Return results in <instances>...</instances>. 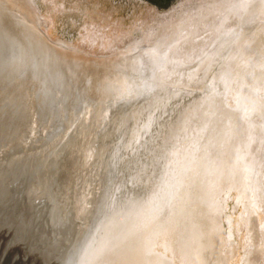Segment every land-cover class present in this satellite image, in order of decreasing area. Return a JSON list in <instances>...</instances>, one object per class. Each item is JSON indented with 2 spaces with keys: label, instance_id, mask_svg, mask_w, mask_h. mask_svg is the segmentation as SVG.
<instances>
[{
  "label": "bare ground",
  "instance_id": "obj_1",
  "mask_svg": "<svg viewBox=\"0 0 264 264\" xmlns=\"http://www.w3.org/2000/svg\"><path fill=\"white\" fill-rule=\"evenodd\" d=\"M241 1L233 0L230 2L229 0L230 4L228 5V11H227V14L225 15L226 16L225 20L222 19L221 21L219 18L220 22H222V26L225 27L226 25H224L223 23L224 22L227 23L228 21L227 19L232 17L234 15V12H237L238 10L240 11V14H242V17L244 19V20H240L242 22H245L246 17L247 18L248 16L251 17L252 15L251 13L254 14L255 13L254 11H256V13L258 12L260 13L259 19L261 18L260 19L261 21H258L257 23L255 22L253 24H247L251 27L257 26V24L261 25L264 22V0H253V3L255 2V6L252 7L254 11L248 6V2L250 1H246V0L242 2ZM2 5L0 4V248H2L4 245H6V243L9 242L8 240V242L5 243L7 236H10L9 237L10 239H16L20 236L19 229L22 224V212L24 211L23 201L26 198V191H27L26 186L28 185L30 179L32 182L34 181L38 182V180L42 179L43 182H45L44 187H46L45 192L44 191L43 192L44 193L48 192L49 198H53L62 193H66V198H67V192L63 191L64 186H61V185L65 181L64 177L71 174L73 175L72 178L74 181L72 184V194H75V192H77V187H78L77 185L79 182L78 171H80L81 166L85 165L83 161L82 162L79 161L80 151H81V147L83 143L79 149L80 137L78 136V132H79L78 121L76 119L77 115H80L78 114L80 112L79 111L80 103L78 104L77 101L81 100L82 98H79L78 97L79 92L73 89L74 84L70 88L74 90L73 92L77 100L76 104H72L71 102V99L74 97L73 94H70L69 96L70 99L66 103H64V101L61 99L63 101V105H60V99L57 96L59 92L61 91L60 85L62 81H68L69 84L71 82H74L72 81V78H69V75L71 76L74 74V77L75 75H77L76 79L77 78L78 80L80 79L79 84L82 83L83 81L85 82L84 80L85 79L84 74L86 75L85 71L80 70L81 72H78L76 70V68L78 67L77 63L78 61H80V59L83 61V63H86V64L88 63L92 64L94 61H96L95 59H91L92 61L91 62L90 58L92 57L88 56L89 53L88 55H86V51L84 53H81L80 52L81 50L74 47L75 45L73 46L72 49H70L68 43L66 42H63L60 46V44L57 45V43L53 41L56 44L54 43L49 44L50 48L47 49L45 47L47 46V44L45 43L42 44V42L40 41L41 35L38 33L41 30H38V29L36 30L35 28H33L34 26H32V24L26 20L18 21V18L14 16L15 15L14 12L11 9H9L8 6H2ZM206 10H208V12L203 13L204 15L209 13L210 9H206ZM233 10L235 11L231 12ZM17 11L19 12V10ZM247 12H249L250 15ZM231 13H233V15ZM222 17L223 16H221V18ZM41 19L39 20L38 18L35 20H38V24L39 23L42 24L43 19L42 20ZM211 27H209V29ZM261 27H262L261 31H260L261 29L260 27L258 28L256 27L254 30L258 32L259 35L257 34L258 35L257 39L256 38L253 39V43L251 44L252 46L245 45V42L248 39L247 35L249 34V31H248L249 28L247 29L245 28L238 29L236 27H233V28L229 27L225 29L222 28L223 31L222 29L221 31L224 32L225 37L217 41L214 47V50H211L212 55H211L210 62H206V63H211L213 59L216 60L217 55H218V58L223 57L231 61L233 60L232 56L235 54V52H237L238 54V48H242V51H241L242 54H239L240 55L239 59L241 57L240 68L239 66H237L236 63H235L236 65L232 67L233 75H235L234 78L237 79V87L236 89L233 88L235 92L232 93V98H233L232 102L234 103L233 106L236 107L235 109L238 110V115L237 114L236 115L238 117L241 116L240 118L241 123H239L240 119L238 120V117L234 115L235 114L234 112H236L237 110L234 111V108H232L233 106L232 107L230 106V109L225 108L223 98L224 96H226V93L225 94L222 93V95L224 94V96L220 100L221 102L216 103V105L219 107V109L221 108L222 111L219 112L220 114L218 115L217 118L215 117L213 118V115H212L211 118H213L212 123H214V128L212 130L211 135H209V138L207 139V143L210 145L208 147L209 150L210 148L214 149L216 147L219 150V154L217 155V153L214 154L213 152V156L210 155L206 158V160L203 161L202 168L200 169L203 173L201 177L199 176L200 182H201L199 185L200 192L199 191L197 192V195L195 196L196 200L194 203H192V207L196 211V213H195V217L192 219L195 221H190L191 222L190 225L194 223L198 224L197 231H199L200 228H206V224L211 223V222H213L212 226H214V229H218L216 226H217V221L219 219L215 221V216L217 215L219 207L218 206L215 207L214 198L216 197V192L219 191L218 190L219 188H221L220 190H222L223 188H226L228 185L231 186L235 184L238 186H241L242 182H245V181L255 182V179H258L261 184L262 180H264V176H263L264 173L263 171L261 172L260 170L261 164L264 161V89H263L264 88V25H262ZM41 29H44V28H41ZM254 31L252 33H254ZM34 32L36 33V35ZM212 32L213 31H211V33ZM41 33L46 34L44 30H42ZM197 33L199 34V32ZM251 36H253V34ZM219 37L220 35L217 36V38ZM237 37H240V38L237 39ZM200 39L198 40L199 42H200ZM214 39L216 41L215 37L212 40ZM207 40H204V42L202 40L203 44L205 42H208ZM180 44L181 43H179L178 45ZM208 45H210V43ZM170 46H169V49H170ZM204 46H207L206 43L204 44ZM138 48L140 47H137V49ZM150 48L151 47L149 46L148 47L141 46V49H139V51L136 50L137 52L134 51V53L131 56H128V57L126 56L127 58H125V64L123 65V67L122 65H119L122 68L120 70L118 69L119 71L117 70L116 71L117 73L120 72L121 76H117V77L120 79H123L122 80L123 84L121 83L122 86L120 87L118 86L119 89L124 87L126 83H129V85L131 86L127 88V91H129V89L132 88L131 90L137 91L138 94H142V93L145 94V91H144L145 88L138 91L137 85L134 83L136 82L142 83V80L145 77L148 80L147 82L152 81L151 77L153 76V73H158L157 74L158 77L162 76L163 73H166L164 69L166 65L165 62H167V64L169 63L170 65H174V66L178 64L177 62L176 63L171 62L170 61L171 57H170V60L169 58H167V61L159 60V58L156 57V53H155V57L154 58L151 57L152 58L151 59L150 52H149ZM46 49L49 50L50 53L46 52ZM171 49L169 50L170 52H171ZM204 49H207V48L204 47ZM167 50H168V47H167ZM54 52H58L59 54H55ZM170 52H167V53H170ZM162 54H164V52ZM188 56L191 57V55H188ZM178 57H180V55ZM181 58L183 57H180V59ZM236 58L238 59V57ZM191 60H190V63H191ZM100 61L102 60L100 59ZM221 63L222 62H220V64ZM72 64L77 65L75 69H72L73 68L71 67L73 66ZM202 64H205V63L202 62ZM202 64L200 67L201 68L205 67V66H202ZM81 65L85 66V64H82V63ZM155 65H158L157 66L158 68H156L158 72L153 71V68H155ZM200 67H196L195 70H197V68L200 69ZM99 68L100 66L98 67V69ZM166 69H168L167 65H166ZM18 70H19V73H22L21 77L20 76L16 77V72ZM54 70L57 71L56 75L54 73ZM193 70L194 69L189 68L187 71L190 72ZM225 70L227 71L228 74L230 73L228 68H226ZM93 71L90 77L88 78L86 77V80L89 82L86 84H90V81L94 82L91 84V86L96 83L95 78H93L94 76ZM39 76H41V78H45L47 81H49V83L51 82L56 85V89H55L56 91H54L55 97H53L50 105L45 106V109L43 111L39 109L37 111L34 108V104L36 105L34 101L35 92L37 91V89L39 91L42 90V88L40 86L34 88L32 84H33V81L39 82L38 80ZM104 80L106 81L107 79L105 78ZM111 81L113 82V80ZM59 82H60V85H59ZM143 83L146 85V88H148L147 90L148 93L146 94V96L149 98V101H147L146 99H144L143 101H145L146 106L149 104V108L152 107L151 109H153L154 106L152 105L154 104L156 100L155 98H159L160 96H162V94L166 90L163 89V86L153 85L152 82H150L151 84H147L146 82H143ZM118 87H114L116 89L114 91H116L117 93L123 92L121 90H117ZM21 92H23L24 94L26 108L22 110L21 114L19 113L20 119L17 125L7 126V124L4 122H8L11 119L9 117L10 111L8 108H2L1 103L4 102V104L6 103L9 106H11L10 104L15 103L17 104V106H19V110L22 109L23 105L21 102V96H22ZM150 97L152 99L151 102H150ZM218 107H215L212 110L213 111L215 110V113H216L217 111L216 108ZM155 108H157V105L155 106ZM55 110L57 111V113L55 112ZM148 110L149 109H147L146 112ZM179 111H180L179 119H182L181 118L182 109H180ZM55 113H56V116H55ZM145 116H143L142 118H138V117L134 118L131 122L128 123V126L124 127L126 129H124L123 133L121 134V135H125V137L121 136L122 147H124L127 144L126 141L133 138L134 135L139 133V132L138 133L136 132L137 130L136 120L145 119ZM78 118H81V117H78ZM155 120L156 119H154V122ZM58 122H62L63 125H66V126H63L57 133H55L53 136L48 138L44 143L38 146L34 145V147H30V144H29V146L27 147V150L24 149V151H22L23 149H21L18 151L17 147H19V144H22V143L24 144V141L26 140L24 139V137H28L30 141L34 138L32 135L37 133L35 127H39L40 129L39 131H44L46 128H54V125L57 124ZM149 122H151V120ZM180 122L181 120H179L178 124H180ZM27 123L28 124L34 123V127L28 125ZM158 123H160V121ZM162 123H165V122H162ZM35 124H37V126ZM146 126H148V124H146ZM155 126L156 124L153 127ZM127 128L129 129L127 130ZM131 128H132V133L130 137L129 131ZM31 130H33V133L32 135H29ZM94 134H96V132H94ZM137 136H134V138H136ZM111 142L113 141L111 140ZM31 143H34V142H31ZM85 143H86V139H85ZM85 145L88 149L92 150L90 157H88L87 159V165L88 166L91 165L90 170H91V173L93 174V171H94L93 166H95L93 163L96 159L98 158L101 159V158L99 157L96 147L93 148V145H90V146H87V144ZM106 147H107L106 152H107V149L109 148L111 152L112 150H114L113 148L111 149L110 145ZM208 148L206 147V149ZM33 151L34 152L37 151L36 156ZM211 151L212 150H210V152ZM58 156H60L61 158L58 159ZM9 160H13V161H9ZM49 166L54 168L52 173L45 172V169L48 168ZM41 169L43 171H39ZM56 172L61 174V176L57 174ZM237 174L241 176V178L239 179L241 184L238 183L239 180L237 181V178H235ZM105 176L106 174L104 173L102 177L103 180L106 178ZM45 179L47 181H45ZM260 184L255 183L256 193L258 192V196L256 197V199L258 201H261V198H263V195L261 194ZM146 185L147 186H145L146 188L145 193H141L138 191L134 192L133 190H131L132 189L131 187L130 188L125 187L124 180H123V182L118 184L119 190H117L116 192L118 194L115 197H113L112 201H109L108 203H105L106 200L109 199L108 196L106 195L104 198L105 193H102L100 190V192L98 193L96 197L97 200L94 202L93 207L84 214L85 216H87L88 214H91L90 215L91 217H89V219L92 221L91 224H89L90 229L89 228L88 230L83 229L81 233L79 232V230H77L78 227H80L78 225L79 220H74L70 218L68 223L64 225H59L60 223H63L65 221L63 220L62 213L61 214L58 213L56 215L54 214V212H52V218H53L52 223L56 222V224L51 225V228L49 229L50 233L47 235V236H51L52 239L49 238L48 241L43 240L42 246L44 247H49L50 245L53 246L55 244L53 239L59 238V235L67 236L68 245L65 251H62L58 255H54L53 257H50L49 260H47L48 261L47 264H150L149 263V246L151 245L153 249L152 254L153 255L155 254L154 256H152V258H150L153 264L162 263L163 259L161 260L162 257L158 255V253L162 254L163 251H167L170 253V255H174V256L176 255L175 252H177L185 258L183 261L184 263L186 261L191 262L192 260V264H193V259L188 256L189 253L187 254V252L189 250V252L191 253V257L195 255L193 257L195 261L197 258H199L200 253L198 252V250L200 247L197 248L198 247L197 239L195 237H191L188 240V242L186 241L187 248L185 246L184 251H181L180 245H178L179 243L178 240L180 241L179 230L182 229L180 226L181 224L185 226L184 220L185 222H188L187 219L189 217H188L187 212L190 211V208L185 203V200H182L185 192L180 191L178 195L179 202L177 204L173 203L170 206L169 205L170 203L165 205L163 201L165 199L163 197L164 193H159L156 191V189H154L157 187V185L154 186V188L150 191V193H147V190H149V186H148L149 182ZM31 186L36 187L37 184L34 183V184H31ZM49 191L51 192L49 193ZM42 197H45V194H43ZM154 200L159 202V205H158L159 208H160L161 203L164 204L163 206L165 207L163 209L165 211L168 210L167 215L165 214V212H162L161 217H158L157 219H153L154 218L153 213L151 214L149 212L151 211L149 210V208H151V205L154 203ZM64 202H66V200H64ZM50 208L51 207L49 206L46 207L45 205H41L40 209L38 210L44 213L47 211V209L50 210ZM53 208L59 212L61 211V209L58 208V206H54ZM66 209L67 208L64 207L63 212H65ZM209 211H212V216H209V214H207V212ZM183 217H184V220L180 222L179 220L181 218L183 219ZM175 219L177 221H175ZM178 222L180 224L179 227H178ZM189 223L187 225H189ZM187 225L185 226V228L187 227ZM207 226L209 227L207 228V231L203 233V234H206V236L204 237L209 236V233L211 232V231L209 232V228H211L210 225L208 224ZM189 228L188 229L186 228L187 233L190 231ZM65 230H67L66 234H65ZM140 231H143L142 234L144 233L145 234L143 235V237L138 238L137 234ZM193 234L195 235L196 232H194V229L192 228V231H190L188 235L190 236ZM211 234L212 236H214L213 238H215V235H213V232H211L210 235ZM186 235L187 234H185V236ZM183 236L184 235H182V237ZM216 237L218 238L217 235ZM201 238H198L199 242L202 241ZM219 238H220V235H219ZM207 239H208L207 243H209L210 239L209 238ZM217 244H220L221 246L222 242L221 243L217 242ZM14 245H15L14 247L18 246L17 243H14ZM184 245L186 244L184 243ZM159 246L161 248L157 249ZM220 246L218 247L220 248L219 250L221 251L222 248ZM205 247H208V246H205ZM201 250L203 251V248ZM206 251L209 252V250H206ZM197 253H198V256H197ZM214 253L215 252L212 253L213 256H214ZM221 254L222 253H220V255ZM43 255H46L47 258L49 257V255L46 252H44ZM63 255H64V262L61 261L62 262L61 263L60 260L62 259ZM207 256L209 257V255ZM200 257H202V255H200ZM214 258L211 259L213 260L211 264L214 263ZM218 258H216V260H218ZM199 259L201 262L202 259L201 258ZM199 259L197 260L199 261ZM205 259H207L206 256H205ZM182 260L180 262H182ZM198 261H196V264H198ZM207 262H208L207 260H204L202 261L201 264H207ZM165 264H170L169 257H167V260H165ZM185 264H188V263H185Z\"/></svg>",
  "mask_w": 264,
  "mask_h": 264
},
{
  "label": "rangeland",
  "instance_id": "obj_2",
  "mask_svg": "<svg viewBox=\"0 0 264 264\" xmlns=\"http://www.w3.org/2000/svg\"><path fill=\"white\" fill-rule=\"evenodd\" d=\"M3 1H6V4ZM231 1H233V0H230V2ZM237 1H241V0H237ZM242 1H245V0H242ZM246 1H250V2H248V6L251 9L253 6H255V2L253 3V0H246ZM230 2H229V0H30V1L29 0H14V1L13 0L12 1L1 0L0 4L1 5L3 4L2 6H8V8L14 12V14H15L14 16L16 18H18V21L19 20L20 21L26 20L29 23H31L32 26H34L33 28H35L36 30L37 29L41 30L38 33L41 35L40 41L42 42V44L43 43L47 44V46H45L47 49L50 48L49 44H51V43H54V44L57 43V45L60 44V46H61V44L63 42H66V43H68L70 49H72L73 46L75 45L74 47L81 50L80 51L81 53H84L86 51V55H88V53H89L88 56H90V57H93V58L101 57V60H102L101 65L102 66L101 65H99V66L102 69V71H101L102 74L107 79L106 81L105 80H102V81L105 82L104 87H108V91L110 90L109 87H112V88L118 87V86L120 87L123 84L122 83L123 79H120L118 77H117V79H115L113 74H110L111 70L113 69V70L119 71L123 67V65L125 64L126 56H131L132 52H129V51L132 50L133 53L136 50L139 51V49H141V46L142 47H145V46L151 47L149 50L150 58L151 57L154 58L155 53H156V57L159 58V60H163V59L167 60V58H169V60H170V57H171L170 61L173 63L177 62L178 64H180V66L178 68H179V71H182V72H184L185 70H188L189 68L195 70L196 67L201 66L202 62L205 63V64H202V66H205V67H202L203 69L200 67L201 71L199 68H197V70H195V71L193 70L194 72H193L192 78L190 80H186V81L181 80L182 82H180V84L186 86L185 88L189 91V93H188V91L186 90V93L189 94V96L186 98L184 97V98L180 99L181 102L179 101L180 104L178 105L177 110H178V108L180 109L181 106L185 107V110L188 108V106L190 105L189 103L192 100V95H194V93H195L194 91H197L196 93L204 92L206 95L203 98H201L202 100L200 99L201 100L200 104L197 105L196 107H194L193 111H192V109H189L186 113L184 110L183 113L186 114V116L182 117L180 124H178L179 122L177 123L178 126L179 125L181 127L183 126L182 130L178 131L182 135H178L176 141H174L172 143L169 142L167 152H165V153L160 152V150L158 148L159 143L157 140L159 138L155 137L154 140L152 139L153 144L151 145L150 150H152L151 153L153 154V156L150 160L148 159V164H147L148 168L144 169V173L147 176V180L149 179V182H153L154 185H157V187L154 189H156V191L159 193H164V196H163L165 198L164 200L168 201L172 197V199L173 198L174 199L171 202V204H173V203L177 204L176 200H178V202H179V197H177V196L179 195L180 191L185 192L184 198L185 199L187 198L188 200L192 199V197L190 195H192L194 191H196L195 193H197L198 191L200 192V187H199V185L201 183L200 178L197 179L194 176H196V175H197V177L202 176L203 172L200 169L202 168L203 161L206 160V158L208 156H210V155L213 156V149L210 148V150H212L210 152V150L208 148L210 145L207 143V139L209 138V135H211L212 130L214 128V123H212L213 118L214 117L217 118L218 115L220 114L219 112L222 111V109L221 108L219 109V107L216 105V103H220L221 102L220 100L222 99V97L226 93V96H224V98H223L225 108L230 109V106L232 107L234 105V103L232 102V99H233L232 93L235 92L233 90V88L236 89V87H237V79L234 78L235 75H233V72H232L233 68L232 67L237 64V66H239V68H240L241 57L239 59V56H240L239 54H242L241 53L242 48H238V54H237V52H235V54L232 56L233 60H231V61H229L223 57L218 58V55H217L216 56L217 60L213 59L214 61L212 60L211 63H206V62H210L211 55H212L211 50H214V47H215L217 41H219L220 39H223V37H225L224 32H222L223 29H225V28H229V27H231V28L236 27L238 29L249 28L248 29L249 34L247 35L248 39L246 40L245 45L252 46L251 44L253 43V39L254 38L257 39L258 35H259L258 32L254 31L255 28L260 27L261 28L260 31H261L262 30L261 26L264 25L263 24L264 22L263 23L261 22L262 23L261 25L257 24V26H252V27L247 25V24H253L255 22L257 23L258 21H261L260 20L261 18L259 19L260 13L258 12L259 13L258 14V13H256V11H254L252 9L255 13L254 14L251 13L252 14L251 17H249V16H248V18L246 17L245 22L240 21V20H244V19L242 17V14H240L239 10L237 12H234L235 10L231 11V12H234V15H233V13H231L233 15L232 17H230L231 19L230 18L227 19L228 20L227 23H225L223 21L224 22L223 24L226 26L225 27L222 26V22H220V20L221 21H222V19L225 20V18H226L225 15L227 14L228 5L230 4ZM16 9L19 10V12ZM206 9H210V10H209V13L204 15L203 13L208 12V10H206ZM23 10H25V11H23ZM240 10H242V9H240ZM219 11H221V12H219ZM253 11H251V12H253ZM29 12H31V13H29ZM247 13L250 15L249 12H247ZM209 14H211V15H209ZM34 15H35L36 19L39 18V20H40L42 18L43 23L38 24L34 18ZM202 15L204 16V18ZM220 15L223 17L221 18ZM201 16H202V18H201ZM209 16L211 19L209 18ZM206 18H208V19H206ZM219 18H220V20H219ZM194 19H196V20H194ZM34 22H36V23H34ZM36 24L39 26H37ZM211 24H213V25H211ZM233 24H234V26H233ZM195 26H196V28H195ZM209 27H211V28L209 29ZM41 28H44V29H41ZM206 28H207V30H206ZM221 29H222V31H221ZM42 30H44L46 32V34L41 33ZM196 31L199 32V34ZM211 31H213V32L211 33ZM253 31H254V33H252ZM212 34H213V36H212ZM252 34H253V36H251ZM35 35H36V33H35ZM184 35H185L186 39H185ZM216 35L217 36L220 35V37L217 38ZM37 36H39V35H37ZM189 37H190V39H189ZM214 37L216 38V41H215V39L212 40ZM239 38L240 37H237V39H239ZM199 39H200V42L198 41ZM192 40H193V42H192ZM202 40H203V42H204V40H207L211 46L208 45L209 44L208 42H205L207 46H204L205 43L203 44ZM53 41H55L56 43ZM195 41H196V43H195ZM211 41L213 42V44ZM176 43H178V44L181 43L180 44L181 46L176 44ZM170 45H172V46H170ZM169 46H170V49L173 47L171 49V52L169 51L170 50ZM135 47H136V49H135ZM137 47H140V48L137 49ZM167 47H168V50H167ZM204 47L207 49H204ZM69 48H67V49H69ZM82 50H83V52H82ZM166 50H167V52H170V53H167ZM174 50L175 51L177 50V51L175 52ZM162 51L164 52L165 55L166 54L167 55L165 56L164 54H162L163 53ZM181 51H182V53H181ZM173 52L176 54H174ZM117 53H118V55H117ZM157 53H158V55L160 54L161 56L160 55L158 56ZM205 53H206V55H205ZM141 55H142V53H141ZM179 55H180V57H183V58H181L182 60L180 59V57H178ZM188 55H191V57ZM162 56H163V58H162ZM167 56H169V57H167ZM147 57H148V55H147ZM184 57H185V59H184ZM236 57H238V59ZM188 58H189V60H188ZM197 58H198V60H197ZM193 59H194V61H193ZM184 60L187 62H185ZM190 60H191V63H190ZM220 62H222V63L220 64ZM81 63L85 64V66L81 65ZM115 63H116V65H115ZM92 64H94L95 66L97 65L96 63H92ZM92 64L91 63H88V64L83 63V61L80 59V61H78V63H77V65H78L77 68H76V66H77L76 64H72L73 66H71V67H73L72 69L76 68V70L78 72H81L80 70H84L86 75H89V74L92 75V71L94 70L93 71V74H94L95 68H96ZM80 65H81V67H80ZM103 65L105 66V68H103L104 67ZM119 65H122V67ZM89 66H90V68H89ZM85 67H86V69H85ZM226 68H228V70L230 72L229 74L225 70ZM108 69H110V70H108ZM106 71H107V73H106ZM54 73L56 75L57 71L54 70ZM171 73H172L171 75H173L175 77L178 74L176 72H174V73L171 72ZM71 74H73V73H71ZM154 75H155V73L153 74L152 77L155 78L156 75L155 76ZM71 76L69 75V78H72V81H74V82H71L69 84L68 81H62L61 85L59 82V85L61 87L60 88L61 91L59 92L57 97L60 99V105H63V101H64V103L69 101L70 94L74 95V92H73L74 90H72L70 88L73 84L75 87V88L73 87V89H75L76 91L79 92V94H78L79 98L82 95V92L80 95L81 89L83 87L86 88L88 85L91 84V81H90V84H86V83H89L86 80V77H84L85 82L83 81L82 83L79 84L80 79L79 80H78V78L76 79L77 75H75V77H74V74ZM108 78L113 80V82L111 80H109ZM227 80H229V81H227ZM104 82H102V83H104ZM134 84L137 85L138 91L145 88L144 89L145 94L144 93L138 94L137 91L131 90L132 88H130L129 91L127 92V96H119L120 94L115 91L117 98L127 100L126 103L128 105L126 106L127 109H126V112L124 113V117H122V118L119 117L120 119L118 118V120L116 121L117 127L115 129H112L114 131L118 130L120 128V126L126 127L127 126V125L125 126L126 122L129 123L134 118H137V117L142 118L144 116L141 113V108H143V106L146 105V103H144L145 101H143L144 100L143 97H144V95H146L148 93V91H147L148 88H146V85L144 83L136 82ZM78 85L79 86L81 85V86L79 87ZM113 85H114V87H113ZM130 86L131 85H129L128 88ZM190 86H192V87H190ZM119 87L117 88V90H120ZM125 90H127V88H124V90H121V91L124 92ZM222 93H224V94L222 95ZM204 98H205L206 102L202 103ZM132 100H133V102H132ZM150 100L152 101L151 97H150ZM188 100H190V101H188ZM76 101L77 100H76L75 95H74V97L71 99V102H72V104H76ZM80 101L81 100H78L77 103L79 104ZM131 102H132V105H130ZM143 103H144V105H142ZM185 103H188V104L186 105ZM214 106L218 107V108H216L217 109L216 113H215V110L214 111L212 110L215 108ZM232 108H234V111L237 110V109H235L236 108L235 106H233ZM124 109L121 112H119V114L122 115ZM146 110L147 109H145L144 111L146 112ZM177 110H176V112H177ZM55 112L57 113L56 110H55ZM236 112H234L235 113L234 115H236V114L238 115V110ZM56 113H55V116H56ZM250 114H251V112H250ZM212 115H213V118H211ZM204 116H205V118H204ZM236 116H234V117H236ZM123 118H126L125 124L123 122L124 121ZM240 118H241V116L238 117V120ZM239 123H241V119H240ZM209 124H211V125H209ZM113 125H114V123L112 124V126ZM124 129H126V128H124ZM124 129H123V131H124ZM128 129L129 128H127V130ZM123 131H122V133H123ZM161 131H164V127L161 129ZM106 132L109 134L108 137H110L111 132H109V130H107ZM95 135H97V133ZM122 136L125 137V135H122ZM110 143H111V140L108 142L106 141L101 145L98 142L94 143L93 148L96 147V150L99 154V157L101 158V159H99V158L96 159L93 163L94 165L96 163H100V161H102L103 162L102 168L103 167L105 168V165H104L105 159L113 157V155H112L113 151L111 152L110 148L107 149V152H106V148H107L106 146L110 145V147H112V145H111L112 143L111 144ZM159 147H161V146H159ZM206 147L208 149H206ZM215 150H216V148H215ZM107 159H106V161H107ZM263 163H264V161H263ZM262 164H261L260 170H261V172L263 171V173H264V164H263V166H262ZM94 167L95 166H93V169H94ZM106 167L109 168L107 164H106ZM126 167L127 166L123 165V167L121 168V174H122V171L124 172V170H125L124 168H126ZM127 168L129 169L128 170L129 176H132V177L138 176L142 173L141 172V173L136 175L135 174L136 170L134 167H132V165L130 167H127ZM152 171H154V172H152ZM188 171H189V173H188ZM93 173H94V171H93ZM104 173H106V171L102 173V177H103ZM200 173H201V175H200ZM188 177L189 178L193 177L192 179L196 180L197 183L198 182L199 183L197 185H195V187L193 185H192V187H189V186L186 187V184H187L186 180ZM235 178H237V181H238L241 178V176L239 174H237V176ZM123 180H124V178L122 179V181ZM102 182H103V180L101 181V183ZM119 182H120V180H119ZM173 183H175L177 185L180 184V186H178L177 188L176 187L173 188L171 185ZM238 183L241 184L240 180L238 181ZM255 183L260 184L259 180L255 179V182L254 181L242 182L241 186H238L235 184V185H231V186L228 185L230 187L227 186L226 188H223L222 190H220L221 188L218 189L219 191L216 192V197L214 198L215 201L218 203L217 206L219 207L218 208L219 210L217 212V220L218 219L219 220L217 221V226H216L218 229H214V226H213V229H214L213 235H215L216 239L213 238L214 236H212V234L210 235V233L212 232L211 230H209V232L211 231L209 233V236H207V237L202 236V238H201L202 243L199 242L200 248L197 247V248H199L198 252L200 253V255H202V257H200V255H199V258H201L202 261L207 260L209 262V264H211L213 262V260H211V259H213L215 254L217 253L215 258H214L213 264H220V263L221 264H264V201H263L264 200V180H262V182L260 184L261 194L263 195V198H261L262 202L258 201L256 199V197L258 196V192L256 193ZM147 184H148V182H147ZM154 185H153V187H154ZM145 186H147V185H145ZM149 186H151V185L149 184ZM167 186H168V188H167ZM236 186H237V188H236ZM170 187H172V190ZM169 188H170V191L168 193L167 189H169ZM117 190H119V187L116 189L115 192H117ZM143 191H145L144 188H143ZM101 192L105 193V196L106 195L108 196L106 188H103V191H101ZM174 192H176V194L173 195ZM188 192H190V193H188ZM117 194L118 193H116L115 196ZM259 200H260V198H259ZM162 204L163 203H161V205ZM158 205H159V202L154 200V203L151 205V208H149V210H151V211L148 210L151 214L153 213V216H154L153 219H157L158 217H161L162 212H165V214L167 215L168 210L162 211L164 209H162V207H161V210H160ZM88 215H89V217H91L90 216L91 214H88ZM179 221H183V220H179ZM187 221H188V219H187ZM189 222L190 221L185 222V220H184V225L186 226ZM218 222L220 225L218 224ZM190 224H191V222L189 223V225ZM189 225H187V227ZM179 226H180V224L178 222V227ZM181 226H183V225H181ZM185 226H183L184 227L183 229L187 228V227L185 228ZM80 227H82V226H80ZM89 229H90V227H89ZM79 232L81 233V231H79ZM142 233H143V231L138 232L137 237L138 238L143 237V235L145 233L144 234H142ZM214 233H216V234H214ZM218 234L220 235V238H219ZM182 235H184L182 238H180L181 235L180 236L178 235L179 239H180V241L178 240V242L180 243V244L178 243V245H180L181 251H184L185 250L184 247L186 246V248H187V243H186V236L187 235L185 236L184 232ZM216 235L218 236V238L216 237ZM210 236L212 237V239ZM207 238H209L211 240V242L209 240V243H207L208 242ZM217 242L218 243L222 242L221 246H220V244H217ZM184 243L186 245H184ZM204 244H206V245H204ZM205 246H208V247H205ZM210 246H211V248H210ZM218 246H220L222 248L221 251L219 250L220 248ZM159 248H161V247L159 246L157 249H159ZM202 248H203L204 252L206 250H209V252L206 251L204 253L201 250ZM207 248H209V249H207ZM218 251H220V252H218ZM213 252H215L214 256L212 254ZM218 253H219V255H218ZM220 253H222L221 254L222 257L220 255ZM175 254H176L175 256H177V257H175L174 255H170V253L167 251H163L162 254L158 253V255H160L162 257L161 258V260L163 259L162 261L167 260V257H169L170 264H185V263L192 264V260H191V262H187L185 260L186 262L184 263L183 261L185 258L177 252H175ZM187 254L190 258L193 259V264H196V261H198L197 259H199V258H197L195 261V259L193 258L195 255L191 257V253L189 252V250H188ZM203 254L204 255L206 254L205 256L207 257V259H205V256ZM207 255H209V257ZM181 256H182L183 260H182ZM197 256H198V253H197ZM211 256H213V257H211ZM179 257L181 258L182 262H180L181 260ZM216 258H218L219 262H218V260H216ZM202 261L200 262V259H199L198 264L199 263L201 264ZM208 262H207V264H208Z\"/></svg>",
  "mask_w": 264,
  "mask_h": 264
},
{
  "label": "water",
  "instance_id": "obj_3",
  "mask_svg": "<svg viewBox=\"0 0 264 264\" xmlns=\"http://www.w3.org/2000/svg\"><path fill=\"white\" fill-rule=\"evenodd\" d=\"M4 3H6V1ZM36 22L38 23L37 20ZM46 52L50 53V51L47 49H46ZM129 52H132L133 54L132 50H130ZM54 53L59 54L58 52H54ZM91 59H95L96 61H94L93 63L97 64L96 70L93 76V78H95L96 83L91 86V84L94 83V82H91V84L88 85L86 88L83 87L81 89L82 95L80 98L82 99L80 101V106H79L80 112L78 113L80 115H77L76 117L78 121V130H79L78 136L80 137L79 149L83 143L81 147V151H80L79 161L80 162L83 161V163L85 164L84 166H81L80 171H78L79 182L77 185L78 186L77 192H75V194H72V184L74 181L72 178L73 175L71 174L64 177L65 181L61 185V186H64L63 191L67 192V198H66V193H62L53 198H49L48 192L44 193L46 189V187H44L45 182H43L42 179L38 180V182L37 181L32 182L30 179L28 185L26 186V190H27L26 198L23 201L24 211L22 212V224L19 229L20 236L16 239H10L9 238L10 236L6 237L5 243L8 242V240L9 242L6 243V245H4L2 248H0V264H47L48 262L47 260H49L50 257H53L54 255H58L62 251H65L68 245L67 236L59 235V238L53 239L55 242L53 246L51 245H50L51 247L42 246L43 240L48 241L49 238L52 239L51 236H47L50 233L49 229L51 228V225L56 224V222L52 223V220H53L52 212H54V214L56 215L58 213L60 214L62 213L63 220L65 221L63 223H60L59 225H64L68 223L70 218H72L74 220H79L78 225L82 226V227H78L77 230L79 231H83V229L88 230V228L90 227L89 224H91L92 221L89 219V215L85 216L84 214L93 207L94 202L97 200L96 197L98 193L100 192V190L103 191V188H106L109 199L106 200L105 203H108L109 201L113 200V197L116 194L115 191L118 188V184L123 182L122 179L124 178V184L126 188L131 187L132 188L131 190H133L134 192H137V191L141 193L146 192L145 185L147 184V182H149V179L147 180V176L144 173V169L148 168V165H147L148 159L150 160L153 156V154L151 153L152 150H150L151 145L153 144L152 139L154 137H159L158 145L161 147H159L158 145L157 146L161 153H165L167 152L169 142L172 143L176 141L177 136L182 135L180 132H178L179 130H182V127H179L177 123L179 122V120H181L179 119L180 109L183 110L181 111L182 113L181 118L186 116V114L183 113L185 110V107L181 106V108L180 109L178 108V110H177V107L181 102L180 99L184 97L185 98L188 97L189 94L186 93V90H187L185 88L186 86L181 85L180 82L181 80H184V81L190 80L192 78L194 71L188 72L187 70H185L184 72H181V71H178L179 70L178 67L180 66V64H177L176 66H174V65H170L169 63L167 64V62H165L166 65L168 66V69H166V65L164 67L166 73H163L162 76L160 77H158L157 75L158 73H155L156 75L155 78L151 77L152 81L150 82H152L153 85L163 86V89H165L166 91L159 98H155L156 100L154 104L152 102L153 104L152 106H154L153 109H151L152 107L149 108V104L147 106L144 105L145 102L142 104L144 106L143 108H141V113L144 116L146 115L145 119L136 120V127H137L136 132L137 133L139 132L140 134L138 133L139 135L138 134L134 135V136H137V135L138 136L136 138H134L133 136V138L126 141L127 144L124 147H122L121 145L122 135L121 134L124 129V126H120V128L116 131L112 129H115L117 127L116 121L118 120V118L124 117V113L126 112V109H127L126 106L128 105L126 103L127 100L117 98L116 93L114 91L116 90L115 88L110 87V90L108 91V87H104V83H102L101 80H104L105 77L103 76V74L101 76L102 69L101 68L98 69L99 65H101V61H100L101 57L99 58L92 57L90 58V61ZM163 60L167 61L166 59H163ZM157 66L158 65H155V68H153V71L158 72L156 70V68H158ZM112 70L110 74H113L115 79H117V76H121L120 72L117 73L116 70H113V71ZM171 72H176L178 74L175 77L171 75L172 74ZM21 74L22 73H19V70H18L16 72V77H19V76L21 77L22 76ZM84 76L88 78L90 77V74L89 75L84 74ZM38 80L39 82L33 81V84H32L34 88L38 86L42 88V90L39 91L37 89V91L35 92L34 101L38 108L36 107L35 104H34V108L37 111L38 109L43 111L45 109V106L50 105L53 97H55L54 91H56L55 90L56 85L51 82L49 83V81H47L45 78H41V76H39ZM147 81L148 80L146 78H143L142 83L146 82L147 84H151L150 82H147ZM128 84L129 83H127L120 90H123L124 88H128ZM127 92L128 91L125 90L124 92L119 93L120 94L119 96H127ZM194 92L195 93L194 95H192V100L190 102V105L185 110L186 113L189 109H192L193 111L194 107L200 104V101L202 100L201 98H203L206 95L204 92L202 93L201 92L196 93L197 91H194ZM21 94H22L21 102H22L23 108L20 110H19V106H17V104L15 103L10 104L11 106L7 105L6 103L4 104V102L1 103L2 108H8L10 111L9 117L11 119L8 122H4L7 124V126L17 125L20 119L19 113L21 114L22 110L26 108L23 92H21ZM143 99H146L147 101H149V98L146 95H144ZM132 102L130 105H132ZM205 102L206 100L204 98L202 103H205ZM156 105H157V108H155ZM123 109L124 111L122 115L119 114V112H121ZM145 109H149L150 112L149 110L145 112L144 111ZM78 117H81V118H78ZM125 119L126 118H123L124 124L126 122ZM154 119H156L155 122H154ZM150 120L151 122H149ZM159 121L160 123H158ZM162 122H165V123H162ZM113 123L114 125L112 126ZM127 123L128 122H126L125 126L126 125L128 126ZM146 124H148V126H146ZM155 124L156 126L153 127ZM28 125L34 127V123H30ZM35 125L37 126V124ZM63 126H66V125H63L62 122H58L57 124L54 125V128H46L44 131H39L40 130L39 127H35L37 133L32 135L33 130H31L29 134L34 137V138L32 137L34 140L32 139L30 141L28 137H24V139L26 140L24 141V144L23 143L19 144V147H17L18 151L21 149H23L22 151H24V149L27 150V147L29 146V144H30V147H34V145L38 146L44 143L48 138H50L55 133H57ZM163 127H164V131H161ZM107 130L111 132L110 137H108L109 134L106 132ZM94 132L97 133V136L94 134ZM129 132H130L129 135L131 137L132 128L130 129ZM85 139H86V143H85ZM110 140L113 141L111 142L112 144L110 143L113 146L111 147V149L112 148L114 149L112 150L113 157L108 158V159L106 158L107 161L105 159V164H104L105 168H102L101 161L100 163H96L94 167V173L92 174L90 170L91 165L90 166L87 165V159L88 157H90L92 150L88 149L85 144H87V146H90V145H94L93 143L98 142L101 145L104 142L110 141ZM31 142H34V143H31ZM215 148L213 149V152L215 154L217 153L218 155L219 150L218 148H216L215 150ZM34 154L36 156L37 151H35ZM60 158L61 157L58 156V159ZM9 161H13V160H9ZM106 164L108 165L109 168L106 167ZM123 165L127 167H130L132 165V167H134L136 170V173H135L136 175L141 172L142 173L138 176H133V177L129 176V173H128L129 169L126 167L127 169L124 168L125 170L124 172L122 171V174H121V168L123 167ZM53 170L54 168L49 166L48 168L45 169V172L52 173ZM39 171H43V170L41 169ZM105 171H106L105 173L106 178L103 180L102 173ZM56 173L59 174L58 172ZM59 175L61 176V174ZM194 177H196L197 179L200 178L197 176H194ZM192 178L193 177L187 178L186 187L188 186L192 187V185L195 187V185L199 183V182L197 183V181L193 180ZM102 180L103 182L101 183ZM45 181L47 180L45 179ZM34 183L37 184L36 187L31 186V184H34ZM149 184L151 186L148 185L149 186V190H147L148 193H150V191L154 188L153 182H149ZM171 185L173 188L174 187L177 188L178 186H180V184L177 185L175 183ZM172 187H170L171 190H172ZM143 188L145 191H143ZM169 191L170 189H168V193ZM50 192L51 191H49V193ZM176 192H174L173 195L176 194ZM43 194H45V197H42ZM196 194L197 193L193 192V194L190 195L192 197V199L190 200L188 199L186 200L184 197L182 199V200H185V203L190 208V211L187 212L188 217H189L188 221H195V220H192L195 217V213H196V211L192 207V203H194L196 200L195 199ZM104 198H105V195H104ZM173 199L172 200L169 199V202L167 200L166 201L163 200V201L165 205L170 203L169 205L171 206V202L173 201ZM64 200H66V202H64ZM176 202L178 203V200H176ZM41 205H45L46 207L49 206L51 208L50 210L47 209L46 212L42 213L41 211L38 210L40 209ZM163 205L164 204L160 206L159 208L160 210H161V207L162 209L165 207ZM217 205L218 203L215 201V207H217ZM54 206H58V208H60L61 211L59 212L56 209H54L53 208ZM64 207L67 208L65 212H63ZM207 214H209V216H212V211L207 212ZM180 220H184V217L183 219L181 218ZM215 221H217V215L215 216ZM208 224L211 227L209 228V230L212 231L213 222L208 223ZM208 224H206V228H200L199 231H197L198 224L194 223L192 225H189L190 228L187 227V229L189 228V230L192 231V228H193L194 232H196L195 235L193 234L190 236L188 235L190 231L187 233L186 229H183V226H180L182 229L179 228L180 229L179 235H181L182 237L183 232L184 234L187 233L186 241H188L191 237H195L198 243L197 246L199 247L200 243H199L198 238H201L202 236H206V234H203V233L207 231V228L209 227L207 226ZM66 233H67V230H65V234ZM14 243H17L18 246L14 247L15 246ZM152 250L153 249L151 245L149 246V263L150 264H153L150 258H152V256L155 255V254L154 255L152 254L153 253ZM44 252H46L49 255L48 258L46 257V255H43ZM61 261L64 262V255L62 259L60 260V262ZM161 264H165V261H162Z\"/></svg>",
  "mask_w": 264,
  "mask_h": 264
}]
</instances>
